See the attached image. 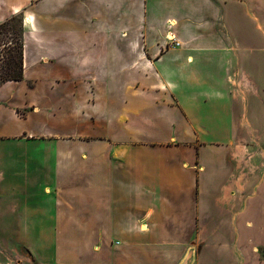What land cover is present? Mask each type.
<instances>
[{
  "label": "crops",
  "instance_id": "obj_1",
  "mask_svg": "<svg viewBox=\"0 0 264 264\" xmlns=\"http://www.w3.org/2000/svg\"><path fill=\"white\" fill-rule=\"evenodd\" d=\"M19 12L2 244L16 231L42 264H264V0H0V23Z\"/></svg>",
  "mask_w": 264,
  "mask_h": 264
},
{
  "label": "trees",
  "instance_id": "obj_2",
  "mask_svg": "<svg viewBox=\"0 0 264 264\" xmlns=\"http://www.w3.org/2000/svg\"><path fill=\"white\" fill-rule=\"evenodd\" d=\"M24 25L21 12L0 23V84L24 76Z\"/></svg>",
  "mask_w": 264,
  "mask_h": 264
},
{
  "label": "rangeland",
  "instance_id": "obj_3",
  "mask_svg": "<svg viewBox=\"0 0 264 264\" xmlns=\"http://www.w3.org/2000/svg\"><path fill=\"white\" fill-rule=\"evenodd\" d=\"M235 14V21L231 22L230 26V32L234 36V38L238 41L239 44V52L244 56V48H245V43L243 39V17H242V12H239L236 10ZM240 14V15H236ZM169 37L172 39L173 37L169 35ZM215 135L213 133H202L201 137L206 140V141H212ZM249 144L253 145V152L256 150L258 151L256 145V142L250 141L248 142ZM259 148L261 147L260 151L255 152L254 155V161H259L258 158L263 157L262 156V150L264 151V141L260 142ZM258 157V158H257ZM12 233V244L11 245H3L2 241H0V264H42L38 261L35 260L33 255L28 251L27 247L21 245L17 239L15 238L16 231H9ZM1 236V233H0Z\"/></svg>",
  "mask_w": 264,
  "mask_h": 264
}]
</instances>
